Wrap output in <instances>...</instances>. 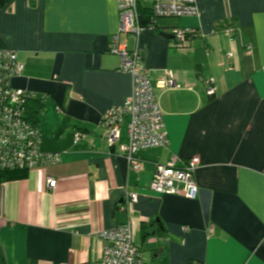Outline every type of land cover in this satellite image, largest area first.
I'll return each instance as SVG.
<instances>
[{"label": "crops", "instance_id": "crops-1", "mask_svg": "<svg viewBox=\"0 0 264 264\" xmlns=\"http://www.w3.org/2000/svg\"><path fill=\"white\" fill-rule=\"evenodd\" d=\"M117 5L12 0L0 13V41L26 69L14 85L45 105L41 151L62 156L0 186V263L102 264L101 232L131 222L141 264H264V0H196L198 16L146 27L142 62L154 87L166 71L180 87L156 90L169 146L138 152L139 171L109 147L100 125L133 87L110 52ZM177 29L192 32L184 48L160 35ZM120 38L133 48L130 35ZM175 157L179 165L201 158L197 198L150 189L156 166ZM49 178L58 181L53 191ZM129 192L138 202L127 212L120 205ZM143 226L153 233L144 236Z\"/></svg>", "mask_w": 264, "mask_h": 264}, {"label": "built area", "instance_id": "built-area-1", "mask_svg": "<svg viewBox=\"0 0 264 264\" xmlns=\"http://www.w3.org/2000/svg\"><path fill=\"white\" fill-rule=\"evenodd\" d=\"M149 3L153 22L166 18L196 17L199 15L196 0H117L120 15V30L113 37L110 52L119 55L120 72L131 77L132 91L125 102L108 109L100 121L110 148L118 145L119 152L127 159L129 167L139 171L141 163L136 157L138 152L169 146V133L164 122L163 110L159 105L156 90L179 88L175 76L165 72L154 87L152 71L142 62L143 48L141 35L146 29L141 24L139 7ZM154 28V25H150ZM231 33V31L229 32ZM130 35L134 46L129 49L120 43V35ZM177 46L184 48L189 43V30L177 29L173 32ZM228 57H233L229 54ZM25 69L19 53L0 47V173L11 170H29V172L61 162L60 153H43L40 148L41 128L29 120L27 104L35 95L27 90L15 87L14 81ZM209 96L216 94L215 79L206 82ZM60 111V109H58ZM126 116L128 124V142L120 143L121 126ZM82 135L77 134V140ZM201 158H190L181 165L177 157L166 164L157 165L150 189L157 194H169L195 199L199 194L195 173L201 165ZM58 181L49 178L50 190H55ZM138 200L137 192H129L120 205V209L129 212V206ZM131 222L101 232L104 242L102 264H141L142 252L136 241ZM189 230V228H185Z\"/></svg>", "mask_w": 264, "mask_h": 264}, {"label": "trees", "instance_id": "trees-1", "mask_svg": "<svg viewBox=\"0 0 264 264\" xmlns=\"http://www.w3.org/2000/svg\"><path fill=\"white\" fill-rule=\"evenodd\" d=\"M12 0H0V13L3 12V10L9 6ZM140 16L141 18V24L146 28L150 27V25H154V28L156 27V23L153 22V14L151 7H147L141 4L139 7ZM190 37V36H189ZM1 41H0V47H3ZM44 102L38 101V100H30V102L27 104V114L29 120L38 126V115L40 111L44 107ZM29 170H11V171H5L0 173V186L3 185V183L13 180H20L25 179L28 177ZM160 228V227H159ZM144 236H148L149 234L153 233V230H148L147 227L143 226ZM0 264H5V262H2Z\"/></svg>", "mask_w": 264, "mask_h": 264}, {"label": "water", "instance_id": "water-1", "mask_svg": "<svg viewBox=\"0 0 264 264\" xmlns=\"http://www.w3.org/2000/svg\"><path fill=\"white\" fill-rule=\"evenodd\" d=\"M160 35L163 36V37H165V38H174L175 37L173 34L170 35V34H167L165 32H161Z\"/></svg>", "mask_w": 264, "mask_h": 264}, {"label": "rangeland", "instance_id": "rangeland-1", "mask_svg": "<svg viewBox=\"0 0 264 264\" xmlns=\"http://www.w3.org/2000/svg\"><path fill=\"white\" fill-rule=\"evenodd\" d=\"M147 4H149V3H147Z\"/></svg>", "mask_w": 264, "mask_h": 264}]
</instances>
